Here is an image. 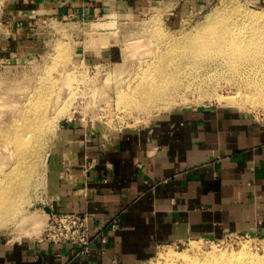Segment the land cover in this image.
Masks as SVG:
<instances>
[{
    "label": "crops",
    "instance_id": "0c3cea01",
    "mask_svg": "<svg viewBox=\"0 0 264 264\" xmlns=\"http://www.w3.org/2000/svg\"><path fill=\"white\" fill-rule=\"evenodd\" d=\"M155 1L178 17L215 0H13L9 10L23 22L88 19L145 11ZM86 131L77 122L63 125L64 146L48 166L45 212L86 215L89 253L0 241V264H146L159 248L192 239L264 238V126L250 116L206 107L159 115L117 138Z\"/></svg>",
    "mask_w": 264,
    "mask_h": 264
},
{
    "label": "rangeland",
    "instance_id": "374dc122",
    "mask_svg": "<svg viewBox=\"0 0 264 264\" xmlns=\"http://www.w3.org/2000/svg\"><path fill=\"white\" fill-rule=\"evenodd\" d=\"M12 4L13 0H0V165L5 164L0 172L9 169L10 163V148H5L2 134L15 124L21 106L30 101L29 96L39 86L38 79L42 78L47 85L60 74L58 87H62L65 78L63 74L73 71L78 75L75 85L81 82V86L74 87L72 95L66 87L62 90L64 95L70 92L65 98L69 97L73 102L68 106L65 115L58 118L55 131L46 134L44 138L41 159L46 158V171L42 168L39 171L32 170L31 190L23 206L22 216L13 225L0 230V241L41 239L42 226L34 232L32 223L35 220H41V225L46 223L48 166L55 149L62 148L60 137L62 127L67 122H77L87 130L88 136L98 135L106 140L110 134L117 138L124 132L144 128L162 114L207 107L241 112L264 126V93H255L260 97V104H256L253 110L220 102L222 97L231 98L238 94L244 97L247 94V87L242 85L244 77L235 73L194 70L177 80V83L169 85L167 97L170 101L158 108L148 107L133 96L119 102L112 86L116 72L124 70L125 75L132 76L131 80L134 78V71L138 67L133 60L131 62L127 59L128 55L135 54L137 51L134 50L138 47L144 50L145 47L142 46H146L148 38L152 39L151 36L158 27L169 36L192 34L215 13L220 16L215 15L216 21L239 8L252 13H263L264 5L253 0H215L201 11L188 10L175 17L170 16L172 9H169L168 4L158 5V1H155L145 11H114L88 19L31 16L23 22L20 17L10 14L9 8ZM112 23L113 26L109 27ZM159 43L150 46V50L157 48ZM61 51L65 54H60ZM80 77L84 78L83 82ZM63 174L61 177L65 178ZM22 223H26V226L22 225L23 229L20 228L22 232L16 231L15 226L20 227L19 224ZM192 244H196L195 250H192ZM263 244L264 238L251 236H229L218 241L192 239L159 248L146 264H163L165 255L177 258V264H185L182 256L205 254L214 248L227 253L239 252L244 246L249 254L262 258Z\"/></svg>",
    "mask_w": 264,
    "mask_h": 264
},
{
    "label": "bare ground",
    "instance_id": "6f19581e",
    "mask_svg": "<svg viewBox=\"0 0 264 264\" xmlns=\"http://www.w3.org/2000/svg\"><path fill=\"white\" fill-rule=\"evenodd\" d=\"M215 15L220 17L219 13L211 15L192 34L169 36L158 27L152 39L148 38L146 46H142L144 50L134 47L133 50L137 52L129 54L127 59L133 60L138 69L134 71L132 80V76L125 75L124 70L116 72L112 86L117 100L122 102L133 96L148 107H162L170 101L167 97L169 85L177 83V80L194 70L205 69L206 73L220 70L244 77L242 85L247 87V94L244 97L239 94L231 98L222 97L220 102L224 101L229 106L239 105L247 110H253L256 104H260V97L255 93H264V12L252 13L239 8L216 21ZM112 26L113 23L109 25ZM158 42L161 47L158 44L157 48L150 50V46ZM60 54L64 55L65 52L61 51ZM63 75L62 87H58L60 74L47 85L44 84L45 80L38 79L39 86L29 96L30 101L21 106L15 124L2 134L5 148H10V163L9 169L0 172V230L13 225L22 216L23 206L31 190L32 170L39 171L42 168L46 171V158L41 159L44 138L55 131L58 118L65 115L73 102L71 98H65L67 93L71 92L72 95L74 87L81 86V82L75 85L78 76L75 72L67 71ZM80 80L83 82L84 78L80 77ZM65 87L67 91L70 90L66 95L62 91ZM4 167L5 164H1L0 170ZM34 222V232L41 226L43 230L41 220L40 223ZM22 225L26 226V223L19 224L20 227L16 225V231L22 232ZM28 234L30 236L31 232ZM191 248L195 250L196 244H192ZM198 254L182 256V261L187 264H264V257L249 254L246 246L239 252L227 253L214 248L209 253ZM163 259V264H177V258L173 256L165 255Z\"/></svg>",
    "mask_w": 264,
    "mask_h": 264
},
{
    "label": "built area",
    "instance_id": "2783aa9c",
    "mask_svg": "<svg viewBox=\"0 0 264 264\" xmlns=\"http://www.w3.org/2000/svg\"><path fill=\"white\" fill-rule=\"evenodd\" d=\"M46 216L40 242L70 245L78 248L83 255L89 253L93 240L86 215L49 213Z\"/></svg>",
    "mask_w": 264,
    "mask_h": 264
}]
</instances>
